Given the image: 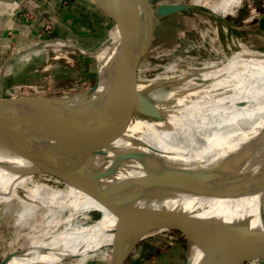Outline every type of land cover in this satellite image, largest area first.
<instances>
[{"label":"bare ground","instance_id":"1","mask_svg":"<svg viewBox=\"0 0 264 264\" xmlns=\"http://www.w3.org/2000/svg\"><path fill=\"white\" fill-rule=\"evenodd\" d=\"M243 2L128 0V13L115 22L98 48L84 50L76 46L97 58L98 76L104 74L101 92L113 82L115 74H120L118 88L125 97L145 109L166 114L163 121L128 114L127 120L109 138L113 149L97 155L88 168L105 170L112 162L120 161L117 156L120 152L146 151L139 142H145L162 152L165 158L183 165H213L232 154L249 152L244 161L245 170H256L264 164V104L257 112L246 114L239 112L243 110L239 106L235 108L238 112H231L233 109L229 106L234 98L250 100L254 105L255 101L264 103V29L245 27L252 33L259 30L262 35L261 45L256 47L234 32V28L244 29L242 26L225 18L234 14ZM164 5H189V9L159 16L154 8ZM173 16H181L186 30L169 50L156 51L151 64L156 67L154 72L145 77L123 76V69L135 50L141 49L147 39L138 38L141 31L150 23L156 26ZM129 30L136 34L128 46L123 40ZM59 41L60 45L75 44L63 38ZM34 43L41 45L47 41ZM123 44L122 59L116 65ZM29 46L25 45L22 50ZM229 57L241 61L242 72L234 70V65L239 66V63L226 64L224 59ZM5 68L6 65L1 69L0 95L5 84ZM236 84L246 86V92L240 93L243 90L239 87L237 91L227 89ZM224 90L228 94L215 96ZM205 94L207 99L193 98ZM256 97L260 98L255 100ZM72 129L76 128L55 127L62 131ZM234 161V164L240 162ZM122 163L114 175L104 179L105 183L144 174L142 164L137 161L130 159ZM238 182L240 180L232 179L230 186L237 188ZM119 189L135 209L179 208L196 216L250 219L253 223L258 221L257 211L264 201V194L220 199L180 195L151 200L130 186L120 184ZM112 204V201L106 202L96 188L80 182L65 169L35 163L0 143V264H84L93 252L106 246H112L113 258L109 264H121L136 250L138 241L171 228L135 230ZM93 211L98 212L99 217L95 218ZM186 235V264H198L207 237L197 229H189ZM261 260L264 261L255 252H238L225 264H259Z\"/></svg>","mask_w":264,"mask_h":264},{"label":"water","instance_id":"2","mask_svg":"<svg viewBox=\"0 0 264 264\" xmlns=\"http://www.w3.org/2000/svg\"><path fill=\"white\" fill-rule=\"evenodd\" d=\"M124 9L120 17L117 16V21L123 18ZM154 9L159 16H167L172 12L188 11L189 5H164ZM133 33L134 30H129L123 43L129 46L136 34ZM124 48L123 44L115 60L116 65L122 59ZM103 75H97L95 84L85 91L21 97L0 103V143L35 163L61 167L80 182L93 186L106 202L114 203V210L135 230L173 229L184 225L188 228L186 234L189 229L201 231L207 242L198 264H225L238 252H255L264 259V201L257 211L258 221L253 223L250 219L196 216L179 208L135 209L119 189L120 184L130 186L151 200H166L180 195L220 199L264 194V164L256 170L244 169V161L251 152L232 154L213 165H183L165 158L162 152L145 142H139L146 151L120 152L117 154L120 161L112 162L105 170L88 168L87 165L97 155L113 149L109 138L127 120L128 114L155 121H163L166 117V114L145 109L125 97L118 88L120 74H115L113 82L101 92ZM60 126L76 129L55 130ZM130 159L142 164L144 174L117 182H104L119 170L123 161ZM233 160L240 162L234 164ZM232 179L240 180L237 188L230 186Z\"/></svg>","mask_w":264,"mask_h":264},{"label":"rangeland","instance_id":"3","mask_svg":"<svg viewBox=\"0 0 264 264\" xmlns=\"http://www.w3.org/2000/svg\"><path fill=\"white\" fill-rule=\"evenodd\" d=\"M154 1L155 0H153V2ZM192 1L193 0H177V2L185 3H192ZM124 8L123 17L127 13L126 3ZM198 8L203 7L199 6ZM120 15L121 11L119 12V17ZM180 17L181 16H173L166 18L156 26L154 23H150V25H147L146 29L141 31L138 38L143 37V39H147L143 42L144 44L141 49L135 50V53L127 63L123 76L138 74L140 77H145L154 72L156 67H153L151 64L155 61L156 51L169 50L170 47L176 45L178 38H180L182 32L186 30L185 24ZM225 18L234 25L237 24L244 28H234V32L237 35L243 37L256 47L261 45L262 35H260L259 30L264 29V0H244L234 14L227 15ZM112 24H115V20L112 21L111 25ZM245 27L253 29L258 28L259 30H257L258 32L256 33H252L248 32ZM79 29L80 30L77 31V34L80 36L79 38L78 36L72 40H70L72 37L69 39L64 38L65 40L74 42L76 45H60V39L51 41L52 38L58 37V33L55 31L52 22H47L44 27L39 28L36 38L29 42V47H25L23 50L22 48L15 49L12 58H16L14 60L9 59V63H6V68L3 72L5 84L3 85L4 89L1 94L2 96L0 95V103H7V99L15 100L21 97L34 98V96H50L65 92H79L92 87L98 75V61L95 56L83 52L80 48L84 50L98 48L109 32L107 30L98 29H96V32L92 30L86 31L83 27H79ZM104 34L105 36H103ZM90 35H92V37ZM35 41H47V44L35 45ZM16 51L20 52L16 53ZM224 61L226 64L231 63L229 66L234 65V63H239V66L234 65V70L237 73L242 72V63L240 60L238 61L237 59L236 61L235 58L229 57L224 59ZM19 70L20 72H18ZM230 72L234 73L233 70ZM221 76L225 77L226 75ZM238 87L243 90L240 91V93L246 92V86L239 84L228 86L227 89L237 91L239 90ZM225 90L219 91L215 96H224L228 94ZM205 95L206 96L194 95L193 98L198 100H203L202 98L207 99L208 95ZM259 98L260 97H256L255 100ZM232 100H234V103L229 105L232 107L230 109H233L231 112L237 111L235 108L239 106L243 109L239 110V112H244V114L253 111L257 112V108L264 104L262 101L257 102L255 100V105L250 100H238L235 98ZM257 103L259 104L257 105ZM244 108H247L248 111H245ZM225 113L223 112L222 114L225 115ZM91 214H93L95 218L99 217V213L96 211L91 212ZM187 229V226L182 225L138 241L135 247L136 250L129 253L126 260L121 264H186L188 259ZM111 247L112 246H106L97 249L93 252V256L90 255L84 264H109L113 258L110 252ZM119 247L121 248V246ZM120 248H118V250ZM260 262L264 264V261L261 260Z\"/></svg>","mask_w":264,"mask_h":264},{"label":"crops","instance_id":"4","mask_svg":"<svg viewBox=\"0 0 264 264\" xmlns=\"http://www.w3.org/2000/svg\"><path fill=\"white\" fill-rule=\"evenodd\" d=\"M124 0H0V73L20 49L36 38L39 28L52 22L57 38H78L86 31L107 30L117 21ZM127 13L128 0H126ZM126 13V14H127ZM114 23V22H113ZM42 30V29H41ZM92 37V35H90ZM105 36V34L103 35ZM70 39V40H72ZM50 41V42H51ZM20 72V70L18 71Z\"/></svg>","mask_w":264,"mask_h":264}]
</instances>
